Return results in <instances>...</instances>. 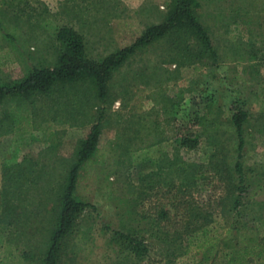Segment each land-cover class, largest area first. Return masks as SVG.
<instances>
[{
    "label": "rangeland",
    "instance_id": "rangeland-1",
    "mask_svg": "<svg viewBox=\"0 0 264 264\" xmlns=\"http://www.w3.org/2000/svg\"><path fill=\"white\" fill-rule=\"evenodd\" d=\"M178 5L0 0V87L9 88L0 102V264H46L70 171L96 125V151L78 172L72 194L83 207L62 242L58 264H209L207 251L223 238L220 218L206 224L204 241L187 244L178 236L216 215L217 201L236 182L209 167L215 149V158L226 157L225 168L237 158L228 125L234 101L250 116L242 150L245 184L264 185V178L247 172L264 171V145L255 140L264 124V0H187L180 15ZM174 13L179 18L168 35L105 75L108 57ZM61 28L82 37L81 59L57 40ZM75 67L84 70L42 89L17 90L34 69ZM203 116L208 131L197 123ZM178 130L201 133L194 149L178 155V161L180 156L200 167L192 187L165 170V141ZM159 142L164 149L149 148ZM149 160L159 166L139 179ZM7 195H13L9 202ZM18 204L22 208L12 212ZM118 232L142 236L148 255L134 259Z\"/></svg>",
    "mask_w": 264,
    "mask_h": 264
},
{
    "label": "trees",
    "instance_id": "trees-1",
    "mask_svg": "<svg viewBox=\"0 0 264 264\" xmlns=\"http://www.w3.org/2000/svg\"><path fill=\"white\" fill-rule=\"evenodd\" d=\"M178 2L179 5L177 11L180 15L184 12V6L186 5L187 0H178ZM179 15L174 13L165 24L147 28L144 34L132 45L125 47L121 51L108 57L103 62L105 75H107L110 70L122 66L131 56H133L138 48L168 35L178 21ZM55 32L57 40L66 46L75 59H81L83 57L84 43L82 37L77 32L68 28L57 29ZM83 70L82 67L60 69L54 72L34 69L28 78V83L24 86L17 87V90L18 92H24L25 89H42L54 80L72 78ZM8 92L9 88L0 87V102L1 97ZM231 111H233V114L229 119L228 125L229 129L233 131L236 137L235 149L237 158L233 166H227L225 168L226 157L215 158L216 155L220 154V149H215L210 158L211 162H209V167L212 172L217 175H221L226 171L227 176H229L228 174H231L229 178H236V182H231L230 185H227L225 196L217 201L216 208H220L216 211V215H212V218L211 215L206 216L204 219L205 222L203 225H198L197 230L188 231L186 228V231L179 234L178 237L179 240L183 242L186 241L187 244L190 242L198 243L204 241L205 239H208V231L205 229L207 226L206 224L220 218L224 224L223 238L218 243L214 245L212 244L207 251L206 259H209V264H264V199L259 198L260 192L264 191V185L256 184L251 186L250 184H245L244 176L246 171L244 162H242L244 158L242 150L245 145V124L248 122L250 116L247 111L243 110V104L238 100L231 104ZM259 118L264 120V104ZM197 123L200 126H204V131H208L204 125L205 116L200 118ZM200 135L201 133L197 135L195 132L182 135L178 130V133L175 134L174 138L172 137L170 139L168 137L167 141H165V147L170 149V151H167V155H165V170L169 176L179 174V180L181 183H185L186 187H192L196 183V179L201 177L202 172H200L201 170L199 166L192 164L188 165L187 162H183L180 159V156L178 161V155L181 150L194 149L199 143ZM256 138V142L264 145V124H262V127L257 130ZM97 142L98 125L94 126L92 135L87 140L86 146L81 150L77 163L70 171V183L64 194L65 207L60 215L58 227L47 251L46 264H58L62 242L70 234L73 221L76 218L77 213L83 207V205L73 198L72 194L75 190L78 172L83 164H85L96 151ZM159 144L160 142L152 144L149 148H157V150L164 149L162 145ZM154 166H159L155 160L147 161L143 170L137 173V177L142 179L147 173L152 172ZM247 172L256 173L258 180L260 177L264 178V171H259V174H257L255 170L248 169ZM154 174H156V171ZM172 182L169 184H172ZM12 196L13 195L6 196L8 202ZM21 208V205L18 204L12 209V212ZM162 214L165 215L166 213ZM117 235L122 244L121 246L124 250H127L134 259L142 260L148 255L150 249L142 236L135 233L124 234L119 232ZM216 238L218 239L219 237L217 236ZM164 241H167L166 235ZM197 246L200 248L205 245ZM170 255H173V253H169L168 257Z\"/></svg>",
    "mask_w": 264,
    "mask_h": 264
}]
</instances>
